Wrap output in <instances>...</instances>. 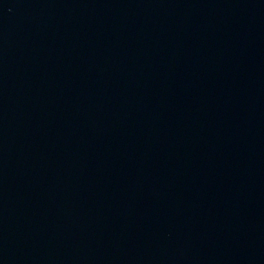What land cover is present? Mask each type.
I'll list each match as a JSON object with an SVG mask.
<instances>
[{"label": "water", "instance_id": "95a60500", "mask_svg": "<svg viewBox=\"0 0 264 264\" xmlns=\"http://www.w3.org/2000/svg\"><path fill=\"white\" fill-rule=\"evenodd\" d=\"M0 264H264V0H0Z\"/></svg>", "mask_w": 264, "mask_h": 264}]
</instances>
